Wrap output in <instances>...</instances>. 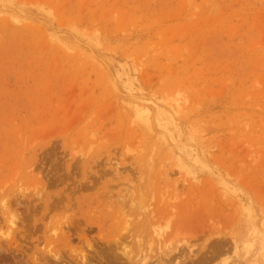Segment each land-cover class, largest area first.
Segmentation results:
<instances>
[{
  "label": "rangeland",
  "instance_id": "374dc122",
  "mask_svg": "<svg viewBox=\"0 0 264 264\" xmlns=\"http://www.w3.org/2000/svg\"><path fill=\"white\" fill-rule=\"evenodd\" d=\"M9 216L0 264H264V0H0Z\"/></svg>",
  "mask_w": 264,
  "mask_h": 264
},
{
  "label": "bare ground",
  "instance_id": "6f19581e",
  "mask_svg": "<svg viewBox=\"0 0 264 264\" xmlns=\"http://www.w3.org/2000/svg\"><path fill=\"white\" fill-rule=\"evenodd\" d=\"M117 68V67H116ZM116 73H119V74H121V75H123L124 77H125V80L126 81H128L129 80V73L124 69V68H122L121 66H119L117 69H116ZM129 83V82H128ZM129 87H130V83H129ZM130 108H131V110H132V112L134 113V114H136V115H143V118H142V122L144 123V126H145V128L147 127V128H149V120H148V117H147V111L143 108V107H141V106H139V105H137V104H135L134 106H130ZM144 116H145V118H144ZM151 127V126H150ZM11 215V214H10ZM15 220L13 219V217L12 216H9V219H8V227H7V229H6V231L5 232H2V231H0V242H1V240H2V242L4 243V244H9L10 245V242L12 241V243H13V245L16 243L15 242V240L13 239L14 238V232H15V230H16V228H17V224H15ZM17 223V222H16ZM64 225V224H63ZM64 227V226H63ZM69 227V226H68ZM66 228V227H65ZM63 229V228H62ZM69 229V228H68ZM65 230V229H64ZM53 233H55L54 231H53ZM252 233H255L256 235H257V232H255V231H252ZM251 233V234H252ZM74 234V233H73ZM253 236L254 235H252L251 237H249L248 236V239L245 241V243H244V246L246 247L245 248V254L246 253H249V252H251V250H252V247H253V245L256 243V241H258L259 240V237L257 238V239H253ZM68 237V236H67ZM151 243V242H150ZM88 247H90V244H88L87 245ZM16 247V246H15ZM148 247H149V245H148ZM162 247V246H161ZM125 248V247H124ZM17 249V248H16ZM115 251V250H114ZM191 251V250H190ZM112 253V252H111ZM97 254V253H96ZM145 254V253H144ZM111 255V254H110ZM116 255V258H117V254H115ZM157 255V254H156ZM51 256V258H53L54 260H58V261H60L61 259L59 258V256H56V255H50ZM108 255H106V257H107ZM120 256H123V257H120ZM110 257H112V256H110ZM84 258V257H83ZM118 258H125L126 260H128V259H130L131 257H130V254L128 253V252H126V251H124V252H121L120 253V255L118 256ZM117 258V261L119 260ZM145 258H147L146 256H143V258L140 260V262H139V264H145ZM158 258V257H157ZM156 258V259H157ZM162 258V257H161ZM204 258V257H203ZM134 259V258H133ZM159 259H160V257H159ZM82 261H84V260H82ZM115 262H117L116 260H114ZM160 261H162L161 259H160ZM50 262V261H49ZM65 262V261H64ZM79 262H80V255H79ZM114 262V263H115ZM128 262V261H127ZM134 262H136V261H134ZM53 263V262H52ZM158 263V262H157ZM135 264V263H134Z\"/></svg>",
  "mask_w": 264,
  "mask_h": 264
}]
</instances>
